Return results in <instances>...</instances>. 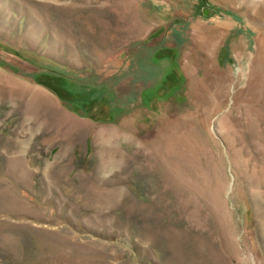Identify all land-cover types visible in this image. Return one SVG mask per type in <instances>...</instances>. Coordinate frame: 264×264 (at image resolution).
<instances>
[{"label":"rangeland","instance_id":"374dc122","mask_svg":"<svg viewBox=\"0 0 264 264\" xmlns=\"http://www.w3.org/2000/svg\"><path fill=\"white\" fill-rule=\"evenodd\" d=\"M0 264H264V0H0Z\"/></svg>","mask_w":264,"mask_h":264},{"label":"bare ground","instance_id":"6f19581e","mask_svg":"<svg viewBox=\"0 0 264 264\" xmlns=\"http://www.w3.org/2000/svg\"><path fill=\"white\" fill-rule=\"evenodd\" d=\"M211 43H212V38L207 44H205V46L208 48V46H210Z\"/></svg>","mask_w":264,"mask_h":264},{"label":"water","instance_id":"95a60500","mask_svg":"<svg viewBox=\"0 0 264 264\" xmlns=\"http://www.w3.org/2000/svg\"><path fill=\"white\" fill-rule=\"evenodd\" d=\"M204 15H206V14H204Z\"/></svg>","mask_w":264,"mask_h":264}]
</instances>
